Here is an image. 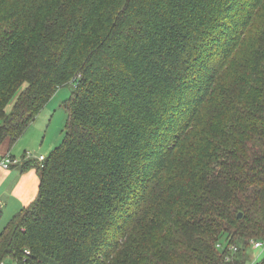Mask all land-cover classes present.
I'll return each mask as SVG.
<instances>
[{"label": "trees", "instance_id": "obj_1", "mask_svg": "<svg viewBox=\"0 0 264 264\" xmlns=\"http://www.w3.org/2000/svg\"><path fill=\"white\" fill-rule=\"evenodd\" d=\"M71 82L62 142L21 159L39 190L0 263L247 264L264 242V0H0V145Z\"/></svg>", "mask_w": 264, "mask_h": 264}, {"label": "rangeland", "instance_id": "obj_2", "mask_svg": "<svg viewBox=\"0 0 264 264\" xmlns=\"http://www.w3.org/2000/svg\"><path fill=\"white\" fill-rule=\"evenodd\" d=\"M74 86V82H71L59 87L49 102L41 109L36 121L14 143L12 148L14 156H12L15 157L14 163L16 164H10L7 168L3 167L1 165L3 157L0 154V200L5 206L2 215L0 214V231L13 219L15 214L36 197L40 181L38 172L34 168L23 172L19 159L25 155L28 158L30 153L33 157L40 154L47 157L54 149L53 147L62 142L68 118L64 104L70 98ZM0 151H4V149L1 148ZM18 195L24 197H17ZM263 257L264 248H255L253 243L249 248L247 264H259ZM4 259L9 263L12 260L10 256H5Z\"/></svg>", "mask_w": 264, "mask_h": 264}, {"label": "crops", "instance_id": "obj_3", "mask_svg": "<svg viewBox=\"0 0 264 264\" xmlns=\"http://www.w3.org/2000/svg\"><path fill=\"white\" fill-rule=\"evenodd\" d=\"M14 145V144H13ZM13 145L11 146V144H10V139L8 138V139H6L1 145H0V149L1 148H3L4 149V151H0V154L2 155V157L4 158L5 156H11V158L12 159H14L15 157H13L14 155L12 154V148H13ZM53 148H55V146L53 147ZM13 155V156H12ZM40 155H43V154H40ZM49 155V154H48ZM37 156V155H36ZM2 158V159H3ZM20 160V161H19ZM18 161L21 163L22 161H21V159H19ZM16 162H17V160H16ZM19 162H17V163H19ZM14 164H16V163H14ZM33 168H31V169H28V170H32ZM35 169V168H34ZM28 170H25V171H28ZM25 171H23V172H25ZM38 184H40V181H39V183ZM38 188H39V185H38ZM39 190V189H38ZM37 194H38V192H37ZM24 196L26 195V194H23ZM24 196H22V195H18L17 197H24ZM37 196V195H36ZM35 199V198H34ZM33 199V200H34ZM32 200V201H33ZM32 201H29L26 205H25V207L26 206H28ZM0 202H1V204H2V207H1V211H0V213H1V215H2V213H3V210H4V205H3V202L0 200Z\"/></svg>", "mask_w": 264, "mask_h": 264}, {"label": "built area", "instance_id": "obj_4", "mask_svg": "<svg viewBox=\"0 0 264 264\" xmlns=\"http://www.w3.org/2000/svg\"><path fill=\"white\" fill-rule=\"evenodd\" d=\"M28 158H36L39 161H43L46 157L44 155H39L36 157H33L32 154H28ZM15 162V160H13L9 155L5 156L2 161H1V165L5 168L9 167L10 164H13ZM1 207L2 204L0 202V211H1ZM254 247L255 248H263L264 247V242L263 241H256L254 242ZM233 249H236L235 247ZM0 264H10L9 262L6 261H2Z\"/></svg>", "mask_w": 264, "mask_h": 264}, {"label": "water", "instance_id": "obj_5", "mask_svg": "<svg viewBox=\"0 0 264 264\" xmlns=\"http://www.w3.org/2000/svg\"><path fill=\"white\" fill-rule=\"evenodd\" d=\"M241 215V214H240Z\"/></svg>", "mask_w": 264, "mask_h": 264}]
</instances>
